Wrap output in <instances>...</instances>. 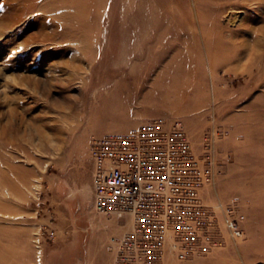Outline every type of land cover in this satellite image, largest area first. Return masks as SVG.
<instances>
[{"label":"rangeland","instance_id":"1","mask_svg":"<svg viewBox=\"0 0 264 264\" xmlns=\"http://www.w3.org/2000/svg\"><path fill=\"white\" fill-rule=\"evenodd\" d=\"M158 119L210 173L129 255L91 145ZM0 264H264V0H0Z\"/></svg>","mask_w":264,"mask_h":264},{"label":"built area","instance_id":"2","mask_svg":"<svg viewBox=\"0 0 264 264\" xmlns=\"http://www.w3.org/2000/svg\"><path fill=\"white\" fill-rule=\"evenodd\" d=\"M91 155L94 208L132 222L121 238L129 255H160L170 224L190 230L187 217L197 215L198 188L210 168L201 167L181 121L158 119L108 133L93 141ZM225 221L240 233L235 220Z\"/></svg>","mask_w":264,"mask_h":264},{"label":"bare ground","instance_id":"3","mask_svg":"<svg viewBox=\"0 0 264 264\" xmlns=\"http://www.w3.org/2000/svg\"><path fill=\"white\" fill-rule=\"evenodd\" d=\"M84 3V2H83ZM82 3V4H83ZM80 8V7H79ZM85 8V7H84ZM80 10H82L81 8H80ZM79 14H81V12L79 13ZM83 23H84V21H83ZM208 46V45H207ZM220 47H222V46H220ZM208 55H209V58L212 60V58H213V56L215 55L214 53L213 54H211V53H209L208 52Z\"/></svg>","mask_w":264,"mask_h":264}]
</instances>
